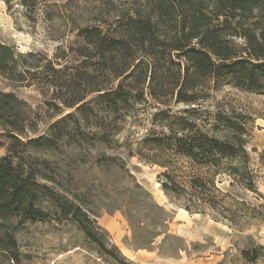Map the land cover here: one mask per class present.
I'll return each instance as SVG.
<instances>
[{"label":"trees","instance_id":"trees-1","mask_svg":"<svg viewBox=\"0 0 264 264\" xmlns=\"http://www.w3.org/2000/svg\"><path fill=\"white\" fill-rule=\"evenodd\" d=\"M19 1L27 5L26 0ZM112 19L72 28L74 46L68 49L79 58L73 67L45 55L40 62L33 52L20 53L0 43V77L11 83L52 87L63 107L76 106L82 123L95 129L92 136L102 144L118 131L121 111L145 95L193 104L199 89L210 82L264 94V0H151L141 10ZM88 94H95L113 118L93 111L84 102ZM26 106L13 92L0 91V138L13 142L9 154L0 158V219L45 221L51 208L75 222L100 257L132 264L81 206L40 182L53 178L14 160L15 144L57 146L55 134L25 136ZM175 120V126L160 136L134 141L135 148H127L128 154L159 166L162 192L187 212H209L213 220L237 231L264 225V193L256 184L244 128L229 116H218L212 126V131L221 133L217 136L204 131L195 118ZM75 134L83 137L80 126ZM258 165L264 176V147L258 152ZM127 173L134 182L119 209L132 230L130 246L148 248L136 240L137 231H146L147 224L132 219L134 201L142 213L153 216L157 230L152 238H172L168 212ZM241 255L250 262L258 257L257 252L244 250ZM21 259L13 231L0 221V264H20Z\"/></svg>","mask_w":264,"mask_h":264},{"label":"rangeland","instance_id":"rangeland-1","mask_svg":"<svg viewBox=\"0 0 264 264\" xmlns=\"http://www.w3.org/2000/svg\"><path fill=\"white\" fill-rule=\"evenodd\" d=\"M149 2L26 0L25 6L19 0H10L8 4L0 0V43L20 53L33 52L37 55L35 60L40 62H44L42 55H45L73 67L79 58L68 49L74 46L72 28L100 19L108 22L120 13L141 10ZM33 83H11L0 77V91L13 92L26 102L27 138L55 134L57 146L47 149L15 144L14 160L36 166L42 174L53 178L40 182L81 206L132 264H264V225L253 224L237 231L213 220L209 212H187L162 192L157 180L162 169L127 151L135 148L134 141L167 132L175 126L178 116L195 118L204 131L217 136L221 133L212 131L217 117L229 116L244 128L246 150L257 174L256 184L264 193V176L258 168V152L264 147V94L224 82H210L199 89L193 104L179 102L175 97L155 100L145 95L144 100L121 111L118 131L113 138L109 137V143L102 144L92 136L95 129L82 123L76 106L63 107L54 97L52 87ZM84 102L99 115L113 118L111 112L102 109L95 94H88ZM79 126L83 137L75 136ZM27 138L21 141L26 142ZM12 144L10 139L0 138V158L9 154ZM127 172L168 212L167 227L172 238L164 241L162 236L152 238L157 230L153 216L142 213L134 201L132 219L147 224L146 231H137L136 240L148 248L130 246L132 230L119 209L134 182ZM47 209L50 218L45 221L0 219L13 231L22 254L20 264H116L100 257L75 222ZM243 250L257 252L258 257L247 261L241 255Z\"/></svg>","mask_w":264,"mask_h":264},{"label":"bare ground","instance_id":"bare-ground-1","mask_svg":"<svg viewBox=\"0 0 264 264\" xmlns=\"http://www.w3.org/2000/svg\"><path fill=\"white\" fill-rule=\"evenodd\" d=\"M15 35V34H14ZM18 37V36H17ZM17 39V38H16ZM156 185L158 186V184L156 183Z\"/></svg>","mask_w":264,"mask_h":264}]
</instances>
